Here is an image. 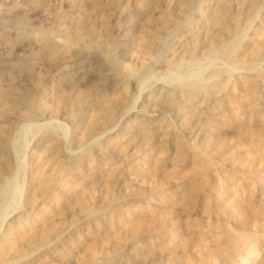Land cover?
Instances as JSON below:
<instances>
[{
  "label": "rangeland",
  "instance_id": "374dc122",
  "mask_svg": "<svg viewBox=\"0 0 264 264\" xmlns=\"http://www.w3.org/2000/svg\"><path fill=\"white\" fill-rule=\"evenodd\" d=\"M0 264H264V0H0Z\"/></svg>",
  "mask_w": 264,
  "mask_h": 264
},
{
  "label": "bare ground",
  "instance_id": "6f19581e",
  "mask_svg": "<svg viewBox=\"0 0 264 264\" xmlns=\"http://www.w3.org/2000/svg\"><path fill=\"white\" fill-rule=\"evenodd\" d=\"M212 23H214V22H212ZM27 46V45H26ZM19 49V48H18ZM107 108H105V109H103L102 108V110H103V115H106V118L108 117V118H110V116L112 115V113L109 111V110H106ZM102 110H100V111H102ZM119 111V110H118ZM101 113V112H100ZM102 115V116H103ZM59 165V164H58ZM37 179V178H36ZM39 180V179H38ZM35 181V180H34ZM37 182V181H36ZM35 182V183H36ZM31 184H33V183H31ZM46 184H45V182H40L39 184H37V185H34V187H33V185H32V189L34 190V193H33V190H32V193L33 194H35V192H36V194L38 193V191H41V190H43L44 188H46V186H45ZM33 194H32V196H33ZM36 198V197H35ZM52 235V234H51ZM49 236H50V234H49Z\"/></svg>",
  "mask_w": 264,
  "mask_h": 264
}]
</instances>
